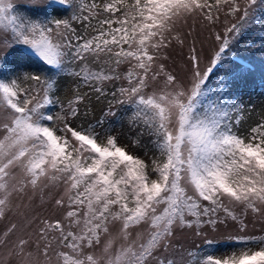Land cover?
<instances>
[{
	"label": "snow or ice",
	"instance_id": "obj_1",
	"mask_svg": "<svg viewBox=\"0 0 264 264\" xmlns=\"http://www.w3.org/2000/svg\"><path fill=\"white\" fill-rule=\"evenodd\" d=\"M257 80L264 0H0V264H264Z\"/></svg>",
	"mask_w": 264,
	"mask_h": 264
},
{
	"label": "rangeland",
	"instance_id": "obj_2",
	"mask_svg": "<svg viewBox=\"0 0 264 264\" xmlns=\"http://www.w3.org/2000/svg\"><path fill=\"white\" fill-rule=\"evenodd\" d=\"M249 95L251 96V99H249ZM244 99L246 104L254 106L255 111L251 113L246 111L244 113V120L242 121L241 129H240L241 132L245 131L250 124H254V122L258 119V114L260 113L261 108L264 107V94L259 93V87L257 88V86L254 87V90L251 94H245ZM100 107L101 106L94 105V111L97 116H99L100 114ZM129 134L131 133L129 132L127 123L124 124V127L114 126L113 135L118 136L119 143L122 145H127V150L130 153L135 155H140L139 149L131 148V145L128 140ZM258 227L259 226H257V228ZM214 235L216 236L218 242L224 240L223 230L221 233H216ZM196 242L199 243L200 241L197 239Z\"/></svg>",
	"mask_w": 264,
	"mask_h": 264
},
{
	"label": "trees",
	"instance_id": "obj_3",
	"mask_svg": "<svg viewBox=\"0 0 264 264\" xmlns=\"http://www.w3.org/2000/svg\"><path fill=\"white\" fill-rule=\"evenodd\" d=\"M256 82H259V81L257 80ZM246 91H247V88L245 89V93H246ZM259 91L262 92V93H264V88H262L261 85H259ZM124 124H123V126H121L120 124H116L115 126L124 127ZM134 135H135V133H131L128 136V140H129V143H130L131 146H133L132 145V142H131V137L134 136ZM143 152H144V150H143ZM150 163H151V161H149V164ZM219 248L223 249V251L228 249L230 251L229 255H231L233 253V251H235L237 254H239V247L238 246L233 245V244H229V243H227L225 241L222 242V243L215 244L214 246H212V248H210L208 250L209 251H214V253L216 254V253H218L217 250Z\"/></svg>",
	"mask_w": 264,
	"mask_h": 264
},
{
	"label": "bare ground",
	"instance_id": "obj_4",
	"mask_svg": "<svg viewBox=\"0 0 264 264\" xmlns=\"http://www.w3.org/2000/svg\"><path fill=\"white\" fill-rule=\"evenodd\" d=\"M259 85H260L259 82L253 83L250 88H247L246 94H251L253 92V90H254V87L257 86V88H258ZM131 148L139 149L140 150V155H136V156L140 157L141 159H144L147 163H149L150 160L148 159V157H146L144 155V152H143L142 148H136V147H133V146H131ZM222 242H224V240L219 241L218 243H222ZM217 251H218V253H216L215 255L218 256V257L228 256L229 253H230V251L228 249L223 251V249L219 248Z\"/></svg>",
	"mask_w": 264,
	"mask_h": 264
}]
</instances>
